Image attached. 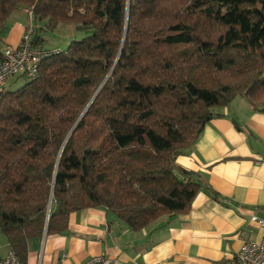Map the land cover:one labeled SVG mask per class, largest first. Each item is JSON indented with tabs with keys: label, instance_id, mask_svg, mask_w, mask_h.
I'll return each instance as SVG.
<instances>
[{
	"label": "trees",
	"instance_id": "1",
	"mask_svg": "<svg viewBox=\"0 0 264 264\" xmlns=\"http://www.w3.org/2000/svg\"><path fill=\"white\" fill-rule=\"evenodd\" d=\"M21 9L35 43L85 33L0 91V230L23 263L83 209L140 231L218 199L177 158L236 98L264 112V0H0V62Z\"/></svg>",
	"mask_w": 264,
	"mask_h": 264
},
{
	"label": "crops",
	"instance_id": "2",
	"mask_svg": "<svg viewBox=\"0 0 264 264\" xmlns=\"http://www.w3.org/2000/svg\"><path fill=\"white\" fill-rule=\"evenodd\" d=\"M30 21L27 10L15 12L7 22L3 47L19 45ZM56 30L70 36L76 32L70 25ZM41 41L60 50L46 46L43 35ZM223 114L177 158L179 166L199 175L218 194L217 200L203 187L189 213L163 218L140 231L104 208L83 209L70 215L66 233L32 241L24 264H84L100 255L114 264H211L233 257L245 240H261L263 230L251 217L264 219V112L238 97ZM11 251L0 230V260Z\"/></svg>",
	"mask_w": 264,
	"mask_h": 264
},
{
	"label": "built area",
	"instance_id": "3",
	"mask_svg": "<svg viewBox=\"0 0 264 264\" xmlns=\"http://www.w3.org/2000/svg\"><path fill=\"white\" fill-rule=\"evenodd\" d=\"M31 21L25 27L22 40L17 46H5L3 59L0 62V91L6 84L18 75H24L27 79H33L38 75L39 65L47 56L57 54L59 49L45 48L42 44L35 43L36 26ZM264 162V159L261 160ZM251 222L263 230L259 241L245 240L239 252L225 260L214 261L211 264H264V219L254 215ZM114 260L108 256H95L84 264H114ZM0 264H24L12 250L8 256L0 260ZM63 264V263H60Z\"/></svg>",
	"mask_w": 264,
	"mask_h": 264
},
{
	"label": "rangeland",
	"instance_id": "4",
	"mask_svg": "<svg viewBox=\"0 0 264 264\" xmlns=\"http://www.w3.org/2000/svg\"><path fill=\"white\" fill-rule=\"evenodd\" d=\"M67 33L65 31H58V30H45L42 35L43 38L45 39V44H47L46 46H57L60 48V50H66L73 41L77 40H81L85 37V33H74V36H70V35H66ZM15 79H17V77H15ZM16 81L19 82H15L13 83L10 87L9 90H18L20 88H22L27 82L28 79L21 77L18 78Z\"/></svg>",
	"mask_w": 264,
	"mask_h": 264
}]
</instances>
